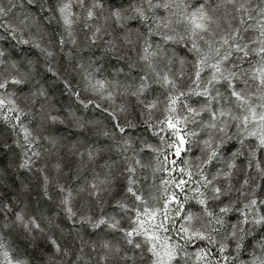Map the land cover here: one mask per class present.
<instances>
[{"label": "snow or ice", "instance_id": "1", "mask_svg": "<svg viewBox=\"0 0 264 264\" xmlns=\"http://www.w3.org/2000/svg\"><path fill=\"white\" fill-rule=\"evenodd\" d=\"M0 264H264V0H0Z\"/></svg>", "mask_w": 264, "mask_h": 264}]
</instances>
